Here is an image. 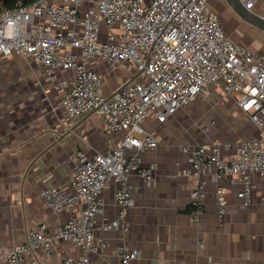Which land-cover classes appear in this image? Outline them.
Segmentation results:
<instances>
[{"label":"built area","instance_id":"built-area-1","mask_svg":"<svg viewBox=\"0 0 264 264\" xmlns=\"http://www.w3.org/2000/svg\"><path fill=\"white\" fill-rule=\"evenodd\" d=\"M241 1L250 10L258 2ZM0 55L19 56L44 69L72 121L98 113L107 131L123 134L109 151L79 156L73 192L59 186L43 190L53 212L77 209L76 215L52 234L44 224L29 229L22 242L0 250V264H40L28 257L40 248L49 254L56 241L69 242L82 253L59 264H91V254L108 246L105 238H96L97 228L129 229L125 218L133 203L131 175L155 183L158 164L143 165L142 153L158 140L145 123L149 118L165 122L188 103L206 100L213 85L236 98L261 137L239 142L230 159L222 155L232 147L227 141L183 146L189 167L180 173L197 178L193 220L198 221L205 196L204 168L228 174L240 186L238 197L245 205L252 203V173L264 179V55L231 39L208 0H0ZM118 70L136 77L106 96V77ZM111 181L117 185L119 216L97 227L102 193ZM216 197L222 217L227 205L223 187ZM115 253L118 264H137L141 256L125 243Z\"/></svg>","mask_w":264,"mask_h":264},{"label":"crops","instance_id":"crops-1","mask_svg":"<svg viewBox=\"0 0 264 264\" xmlns=\"http://www.w3.org/2000/svg\"><path fill=\"white\" fill-rule=\"evenodd\" d=\"M208 3L218 16L217 6L228 13L229 29L228 21L219 18L231 39L264 55V31L242 20L226 0ZM254 11L264 14V0H258ZM102 68L108 70L106 65ZM134 77L124 70L108 74L104 94L110 96L117 86ZM205 101L204 112L209 118L203 134L184 132V119L194 109L187 105L165 122L149 118L145 123L158 140L155 148L142 153L143 165L158 164L155 183L149 185L131 175L133 203L125 218L129 229L104 232L97 228L96 238H105L108 246L91 254V264H118L115 247L123 243L140 252L137 264H264V179L259 173H252V203L245 205L237 195L240 186L232 184L228 174L215 168L202 169L205 196L199 219L193 220L197 210L192 193L197 178L180 173L189 167L183 146L227 141L232 147L223 149L222 155L230 159L236 155L239 142L261 137L249 114L222 86H211ZM96 115L72 121L44 69L19 56L0 55V250L22 242L29 229L42 224L52 234L76 215L77 209L53 212L42 192L51 186L73 192L72 177L79 156L107 152L122 138V132L107 131L101 115ZM116 187L111 181L102 193L97 227L119 216ZM218 187L225 189L227 199L222 217L218 216ZM81 254L71 243L56 241L49 254L40 248L28 259L59 264Z\"/></svg>","mask_w":264,"mask_h":264},{"label":"rangeland","instance_id":"rangeland-1","mask_svg":"<svg viewBox=\"0 0 264 264\" xmlns=\"http://www.w3.org/2000/svg\"><path fill=\"white\" fill-rule=\"evenodd\" d=\"M214 9L219 14L223 22L225 20L226 22L228 21L229 15L227 12H225V10H222L219 6L215 7ZM230 26H231V23H229L228 21V25L226 26V29H229L228 27ZM116 84H118V82H116ZM205 104H206V101L201 100V99H196L187 104V106L194 107V109L191 108V113L189 114L188 118L184 119L185 121L184 132L186 134H199V133L203 134V131L205 130V124L207 123L208 118H209L208 113L204 112ZM96 116L98 117L99 114Z\"/></svg>","mask_w":264,"mask_h":264},{"label":"water","instance_id":"water-1","mask_svg":"<svg viewBox=\"0 0 264 264\" xmlns=\"http://www.w3.org/2000/svg\"><path fill=\"white\" fill-rule=\"evenodd\" d=\"M226 2L242 20L264 31V16L246 8L241 0H226Z\"/></svg>","mask_w":264,"mask_h":264},{"label":"trees","instance_id":"trees-1","mask_svg":"<svg viewBox=\"0 0 264 264\" xmlns=\"http://www.w3.org/2000/svg\"><path fill=\"white\" fill-rule=\"evenodd\" d=\"M7 2H9L10 0H6Z\"/></svg>","mask_w":264,"mask_h":264}]
</instances>
